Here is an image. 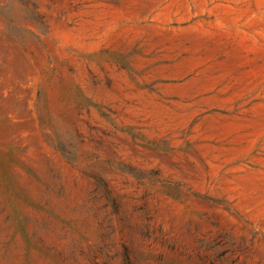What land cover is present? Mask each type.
<instances>
[{
    "label": "rangeland",
    "instance_id": "1",
    "mask_svg": "<svg viewBox=\"0 0 264 264\" xmlns=\"http://www.w3.org/2000/svg\"><path fill=\"white\" fill-rule=\"evenodd\" d=\"M0 264H264V0H0Z\"/></svg>",
    "mask_w": 264,
    "mask_h": 264
}]
</instances>
